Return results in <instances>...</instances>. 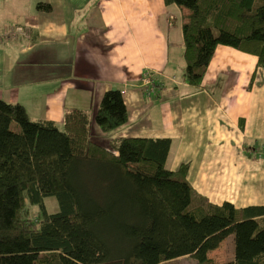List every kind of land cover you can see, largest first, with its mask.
I'll list each match as a JSON object with an SVG mask.
<instances>
[{
	"label": "trees",
	"instance_id": "obj_1",
	"mask_svg": "<svg viewBox=\"0 0 264 264\" xmlns=\"http://www.w3.org/2000/svg\"><path fill=\"white\" fill-rule=\"evenodd\" d=\"M184 16L183 80L199 87L218 45L255 55L264 74V0H164ZM38 9L50 4L37 3ZM94 121L109 132L127 121L118 88ZM82 109L62 129L0 98V264H161L207 254L233 236V260L264 264V206L220 204L195 192L188 164L166 166L169 137L93 139ZM54 196L58 210L45 204Z\"/></svg>",
	"mask_w": 264,
	"mask_h": 264
},
{
	"label": "crops",
	"instance_id": "obj_2",
	"mask_svg": "<svg viewBox=\"0 0 264 264\" xmlns=\"http://www.w3.org/2000/svg\"><path fill=\"white\" fill-rule=\"evenodd\" d=\"M186 13L164 0H0V98L59 129L67 110L82 109L103 144L169 137L166 166L187 163L195 192L264 206L263 69L255 55L218 45L200 86L184 82ZM112 87L127 121L103 132L94 112Z\"/></svg>",
	"mask_w": 264,
	"mask_h": 264
},
{
	"label": "rangeland",
	"instance_id": "obj_3",
	"mask_svg": "<svg viewBox=\"0 0 264 264\" xmlns=\"http://www.w3.org/2000/svg\"><path fill=\"white\" fill-rule=\"evenodd\" d=\"M182 73L183 72L181 71L179 75H182ZM60 129H62V127ZM140 137H144V136H140ZM45 204L49 212H54L58 210V204L54 196L46 197ZM207 256L210 259H212V261L216 264H226L227 262L232 261L234 256L233 236L231 235L225 238L216 249L209 251ZM195 263H196V259L187 255L162 262L161 264H195Z\"/></svg>",
	"mask_w": 264,
	"mask_h": 264
}]
</instances>
